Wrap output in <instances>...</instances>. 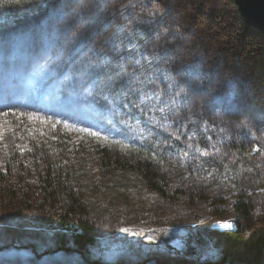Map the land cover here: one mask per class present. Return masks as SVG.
I'll list each match as a JSON object with an SVG mask.
<instances>
[{
	"label": "rangeland",
	"instance_id": "1",
	"mask_svg": "<svg viewBox=\"0 0 264 264\" xmlns=\"http://www.w3.org/2000/svg\"><path fill=\"white\" fill-rule=\"evenodd\" d=\"M104 1L0 0V264H264L262 36L233 0H176L172 12L139 0L133 15L123 0L104 14ZM140 15L166 17L170 34L130 43L124 28ZM92 17L100 47L79 40ZM46 142L60 183L99 221L84 251L61 242L51 218L66 203L60 189L22 206ZM97 146L159 160L167 195L109 173ZM195 234L208 237L204 252L186 254Z\"/></svg>",
	"mask_w": 264,
	"mask_h": 264
},
{
	"label": "trees",
	"instance_id": "2",
	"mask_svg": "<svg viewBox=\"0 0 264 264\" xmlns=\"http://www.w3.org/2000/svg\"><path fill=\"white\" fill-rule=\"evenodd\" d=\"M117 2L118 0H110L106 4L104 1L102 5L104 8V14L108 9L114 7ZM123 4L125 8H129L131 10V15H133L136 6H138L140 3L139 0H123ZM165 7L167 9L165 12H172L180 8L176 0H166ZM130 10H128V12H130ZM140 17L141 20L133 18L132 25L130 27L124 28L125 35L133 36L132 38L128 39L130 43H140L138 40L139 38H134L135 35L140 38L144 36V40H148L149 38L155 36V32L160 33L157 35L160 38H164L170 34L171 29L166 17L160 16L154 17V19H147L143 15H140ZM88 20V29L82 33L79 40L86 46L94 45L96 47H100L99 44L102 41L99 35L101 33L96 34L95 32H91L92 34H90L91 30H97V24L99 23L98 18L92 17L88 18ZM245 28L248 29L246 25ZM132 29H134V33ZM107 36L108 35H105L104 38L106 39ZM52 152H54V147L53 143L50 142L41 144V146L36 148L33 158L30 162L32 170L30 173H28L32 177V184H34V188H31V192H23L24 197L22 198V206L28 208L27 204L34 199V193L37 191V189L41 193L46 191L47 195H43L45 198L48 195L53 197L57 188L58 190L60 189V192L66 196V203L64 204L63 209H61V212L60 210L55 211V213L51 215V218L53 221L54 218H56L60 222L59 224L62 228L61 232L59 233L62 236L60 239L61 242L68 244V246L74 249L84 251L87 247L95 243V240L99 234L97 229L99 221H96L95 219L93 220V217L90 218L89 211L83 205L79 193L75 194L71 186L65 187L60 183L59 175L55 173L56 168L52 162ZM96 156L101 162V165L103 167L106 166V168L110 170L109 173L112 174L118 171H127L136 175L139 180H142L149 190L156 192L160 196L167 195L164 185L167 181L166 176L168 172L160 168L161 162L159 160H156L149 155H144L142 152L138 151L127 150L126 153H115L99 146L96 147ZM6 168L8 170V174H16L21 172V167H19L18 161L14 164H6ZM251 174L253 175L254 173L249 172V170L243 174L244 185H249L251 183V179H248L249 175ZM2 175L3 173L0 171V178L3 177ZM67 175L68 177L70 175L72 176V173H67ZM171 175L174 177L177 176L176 173L172 172ZM11 194L13 196L17 195V191L13 190ZM181 194L182 192L178 191V195ZM189 198H192V196L189 195ZM203 198L205 199V196H203ZM204 199L199 200L200 204L207 205L206 200ZM51 202H53V200ZM239 206L240 203L234 206L235 214L246 220V217L249 216V210L246 209L247 206L245 204H241V208H239ZM0 214L3 217L2 210L0 211ZM252 215L253 214H251V216ZM2 217H0L1 221ZM239 227L240 226H238L237 230L232 233V235L237 240L242 238L244 232L242 229H239ZM207 241L208 237L205 235H189L185 242L186 254L200 255L204 252V247L202 246H205ZM144 261H146V259Z\"/></svg>",
	"mask_w": 264,
	"mask_h": 264
},
{
	"label": "water",
	"instance_id": "3",
	"mask_svg": "<svg viewBox=\"0 0 264 264\" xmlns=\"http://www.w3.org/2000/svg\"><path fill=\"white\" fill-rule=\"evenodd\" d=\"M245 25L264 38V0H233Z\"/></svg>",
	"mask_w": 264,
	"mask_h": 264
},
{
	"label": "snow or ice",
	"instance_id": "4",
	"mask_svg": "<svg viewBox=\"0 0 264 264\" xmlns=\"http://www.w3.org/2000/svg\"><path fill=\"white\" fill-rule=\"evenodd\" d=\"M141 111H143V109H141ZM90 134L95 135L94 133H90ZM122 231H124V232H128V231H130V230H129V229H122Z\"/></svg>",
	"mask_w": 264,
	"mask_h": 264
}]
</instances>
